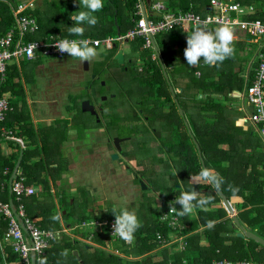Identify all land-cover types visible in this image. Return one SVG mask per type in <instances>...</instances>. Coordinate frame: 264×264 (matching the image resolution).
Instances as JSON below:
<instances>
[{
    "label": "trees",
    "instance_id": "1",
    "mask_svg": "<svg viewBox=\"0 0 264 264\" xmlns=\"http://www.w3.org/2000/svg\"><path fill=\"white\" fill-rule=\"evenodd\" d=\"M171 1L181 4L180 10H192L199 14L206 13L205 4L210 2V0ZM234 1L254 4L257 11L251 15V18L264 19V0ZM138 3L139 0H105L103 9L95 13L98 23L92 27L85 25L83 36H72L69 33V27L73 25L70 19L73 14L65 10L50 17L45 7L53 2L36 0L34 7H28L24 11L25 14L36 17L40 24L39 31L30 33L28 39L45 40L52 35L55 38H104L116 33L118 28L121 33H125L134 26L132 17ZM13 5L19 6L20 2L0 0V37L15 23L11 7ZM135 18L140 20L142 15H136ZM55 21H61L62 26H55ZM190 32L175 28L158 33L155 38L171 82L176 83L175 89H183L182 92L178 91L177 97L190 128L200 144L207 169L224 178V183L218 187L225 192L231 202L235 203V199H241L235 203L240 221L264 238L263 141L256 126L248 119V115L237 114L243 108L232 102L242 94L247 85V71L242 65L244 58L240 52L245 49L246 42L241 41V38H235V53L222 64L208 66L201 61L199 66L191 67L187 65L184 58L186 37ZM130 42L134 43L138 53L135 57H130L128 64L137 66L139 79L152 83L151 87L148 83L146 85L145 81L141 82L144 85L140 90L149 92L150 99L148 100L144 95L141 97L142 101L137 104L140 106L148 102L150 110L162 113L157 116L161 122V128L152 127V133L159 137L162 151L166 153V156H172L169 158L171 162L162 156L161 171L156 170L157 166L153 163H145L152 167L151 170L144 168L138 171L140 181L148 178L150 180L147 183L148 189L154 191L156 195H146L145 200L140 203L139 210L136 211L143 226L135 233L133 243L129 244L120 238H114L113 251L109 246L111 237L107 226L102 231L89 229L81 232L75 228V233L80 237H91L98 245L88 244L81 238H72L68 233L62 232L59 238L51 242L53 246L50 244L46 249L44 257H47V264H182L185 260L209 264L216 259L234 261L250 259L264 263V246L252 238L237 235L238 228L234 226L233 218L221 205V197L218 193L212 192L214 188L212 182L200 180L199 173L204 169L201 157L188 131L184 116L180 114L173 100L162 65L158 57H153L154 49L143 48L144 39L142 38ZM139 58L142 61V70L139 69ZM41 59L42 56L34 59L24 58L20 67L16 62L10 63L6 76L3 77L0 74V96L8 97L11 105L15 106V111L8 113L3 125L10 129L15 123L20 129L16 135L24 140L26 146L20 164L21 171L26 177V182L38 188L36 193L23 198L26 216L31 218L39 228L52 230H63L64 225L73 228L89 218L111 220L115 218L114 213L119 214L122 210L113 203H101L100 198L97 201L96 197L89 194L83 186H80L78 190L73 189L76 187V183L72 182L73 174L70 180L65 174L68 157L63 156V148L68 142V132L70 129L77 132L70 138L71 140L82 139L83 130L88 128L86 122L79 123L72 117L73 123L69 125L67 119L62 121L58 118L52 123L53 125L41 124L37 129L29 116L28 108L24 106L26 100L22 80L23 64L26 61L31 62L30 64L37 63ZM128 64L125 65L126 70L129 69ZM253 64L257 62L254 61ZM179 65L185 68L182 75H178L176 69ZM197 71L200 72L199 76H196ZM172 72L174 77L171 76ZM250 77L253 79V73ZM91 86L93 85H89ZM198 95L202 98L198 99ZM69 98L71 105L67 108L73 110L74 115L77 109L83 112L78 98L73 95ZM18 100L22 105L17 109ZM248 110L250 114L253 106L252 108L248 106ZM64 122L68 125V127L65 126L67 127L65 135L62 133ZM136 122L135 119L127 120L121 115L113 114L110 123L115 133H111L110 136L121 135V129H127L128 135L133 134L137 130H131L134 127L132 125ZM163 126H167V135L162 133ZM4 137L5 134L0 130V139ZM140 145L143 149H147L145 142L142 141ZM127 153H130L129 150ZM19 154L4 155L0 146V183L4 184L2 190L4 196L0 195V199L9 202L11 198L16 207L19 202L15 194L9 192V180ZM127 164L126 162L119 164L118 169L120 167L121 171H124L123 168L130 169V174H133L134 168ZM168 171L178 177L177 181L174 182V187L171 185L159 192L153 185L154 177H159V172L165 174ZM136 178L139 181V178ZM176 184L181 185L176 188ZM230 186L237 188L238 191L233 193ZM196 188L205 189L198 193L210 200L206 210L197 207L195 208L196 216L191 213L184 217L179 216L180 222L177 228H172L168 222L161 220L162 212L168 209L170 203H173L177 211L179 210L180 206L175 203V199L181 192ZM128 207L130 206H126ZM60 213L62 216H59ZM209 221L214 222V227H208ZM9 222V218L0 214V264H19L18 254L10 243L3 240L9 228ZM25 235L27 236L28 233L25 232ZM160 235L167 243L183 238L184 248L180 250L178 243L173 244L172 247L162 248L164 242L160 240ZM55 242L58 243L55 244ZM65 249L68 250L67 257L61 255Z\"/></svg>",
    "mask_w": 264,
    "mask_h": 264
},
{
    "label": "rangeland",
    "instance_id": "2",
    "mask_svg": "<svg viewBox=\"0 0 264 264\" xmlns=\"http://www.w3.org/2000/svg\"><path fill=\"white\" fill-rule=\"evenodd\" d=\"M30 1L32 0H14L15 3H24ZM164 1L167 3L171 11L179 9V5H181L171 0ZM50 2H53V4H47L48 6L46 5L45 7V10L47 14L50 15V17L59 14L61 11L64 12L65 10H67L70 14L73 15H75L78 11L83 10L79 9V4L74 3V0H50ZM40 8L42 9L43 6ZM54 25L62 26V23L61 21H55ZM117 35L118 32L112 35L110 34L108 36L116 37ZM234 35L235 38L238 39L240 36L239 31H234ZM241 37V41L246 42L245 49L241 50L240 52L244 58L242 65L246 67V80L248 85V83L252 80L250 76L253 73L252 66H254L253 62L255 61V58L257 56L258 45L253 42H250L248 40L249 37H244L243 34H241ZM118 46L125 52L126 64H128V59L131 56L135 57L138 53V50L137 48H135L133 42H125L122 44L119 43ZM98 48L100 52H102V54L107 57H105L103 61H97L96 70L103 75L107 73L108 76L103 77V79L108 81L106 84L109 87V89H105V95L108 96V98L105 100L104 96V101H101V103L105 106V108H113L114 110L117 108L115 114L121 115L122 117H124V119H135V121H137L134 125H132L134 127L131 130H137L138 132L135 131L133 134L131 133L130 136L132 137V139L127 140L123 143V146L126 149L128 148L130 152L125 153L126 158H129L132 161L137 159V162L141 161V159L143 158H151V160L153 158L152 163L156 164V170L161 171L163 169V162L161 159L162 156H160L159 153L163 152L162 144L160 143L159 137H157L155 133H152V129L157 127L161 128V122L157 119V116L162 115V113L150 110V104H148V102H144V104H141L140 106L136 102L139 98L143 97L144 95L146 98L147 92H143L142 90H140V82L145 81V84L147 85L148 83L150 86L152 83H146V80H141L142 78H138L139 80L137 79V66L135 67L134 65L131 66L130 64H128V70H126L125 68H118L117 60H115L114 56L112 55L117 49L114 51H110L105 49L104 47ZM107 54H110L109 57ZM57 60L61 59L51 55L42 57L40 63L43 65L38 66L36 65L37 63L30 64L31 62H24L22 68V74L24 76L23 85L26 84L27 101L29 100L32 102V104L29 105L30 111H34V115L37 119L44 117L42 115L43 112L45 113V115L50 114L47 111L48 105L45 100L51 99L53 97L57 99L58 102L60 101L58 104V108L60 111L62 109L66 116H70L69 119L71 120V123H73V118H76V121L79 123L83 121L86 122L88 128L83 130L82 139L71 140V144L78 146L77 150L81 152L79 160L73 159L71 163L70 158L67 159L68 164L65 171L66 176L69 177L68 179L70 180V177L73 174L72 182L74 180L75 183L78 182L77 186H83L84 188H86L87 192L89 194L94 195L97 201H99L100 198L102 200L101 203H113L114 205H116V207L120 208L121 210L126 208V206H130L128 207V209L136 212L140 208V203L145 200L146 195H156L154 191L148 189L149 185H147V183H149L150 180L148 178H144V180L142 179L147 185L146 188H143L142 184L140 183V180L137 181V178L134 177L133 174H130V169L126 170L125 168H123L124 171L120 170L121 167L118 169L117 164H123V161H120L118 159H112V155L110 156V153L113 152L115 149L111 145V143L107 141V137H109L111 133H114L112 131L111 123L108 124V133H106L100 130L99 127H101L102 123L99 122L96 116L92 115L91 113L84 111L81 112L79 109L76 110L75 108L76 114L72 115L71 111H74L67 108L71 105L69 96L67 97V94L69 95V93H72L73 91L77 92L72 93V95L76 96L78 100L79 98L87 97L88 91L86 89H83V84H81L83 83V81L81 80H83L84 77L89 78V72L85 73V71H82L80 65L77 64L75 72H73V74H70L66 71H61V73L58 74V70L54 69V64ZM104 66H107V70H105L106 68H104ZM139 66L143 67L141 61H139ZM131 67H135V71H131ZM92 68L95 67L93 66L91 67V69ZM176 69L178 70V75H182L183 71L185 72V68L180 65ZM60 70H63V68H60ZM92 71H94V69H92ZM171 76L174 77L173 72ZM196 76L199 75L196 74ZM78 80H80V84L77 83ZM68 84L71 86L68 87ZM85 84L87 86L91 85L90 80L87 79ZM172 85L174 86V88H176V83L173 82ZM247 85L244 88V91L242 92L243 96H238L232 100V102L236 106H241L243 108L238 111L237 114L239 115L247 116L249 113L248 100L246 98ZM110 94H114V96ZM62 97H64V101H62ZM172 97L174 102L177 104L173 94ZM146 100L147 99H145V101ZM141 101L142 99L140 100V102ZM54 108L53 110L55 111ZM166 110L167 108L165 109V111ZM55 117L58 118L61 116L56 115ZM61 119L64 118L61 117ZM55 120L56 118L54 119V121ZM254 126L256 125L254 124ZM121 130L122 131L120 132L123 133L126 132L127 129ZM167 131V126H163V135H167ZM75 133L77 132H74L72 129H70L67 138L70 139ZM142 141L146 143L147 149H143L141 147L140 143ZM71 149L72 147L70 145L63 148V156L65 158L69 156ZM78 155L79 153H76L75 157H78ZM171 157L169 156V158ZM163 158L167 159L168 157ZM169 160L171 162V159ZM143 168L150 170L152 169V167L150 168L146 164L143 165ZM158 176L159 177H154L153 185L157 188V191L159 192H161L163 189H167L171 185L174 187V182H176L178 178L170 171L166 172L165 174H161L159 172ZM180 185L181 184H176L175 187L178 188ZM157 201H159V198H157ZM93 219L95 218H89L86 220ZM81 224L82 223H78L76 224V226H78V229L82 232L85 230V227H83ZM114 238L116 237H111L109 242L112 240L114 242ZM56 243L58 242H55V244ZM51 246H53V244H51ZM76 246L78 248V245ZM111 246L114 247V243Z\"/></svg>",
    "mask_w": 264,
    "mask_h": 264
},
{
    "label": "built area",
    "instance_id": "3",
    "mask_svg": "<svg viewBox=\"0 0 264 264\" xmlns=\"http://www.w3.org/2000/svg\"><path fill=\"white\" fill-rule=\"evenodd\" d=\"M35 0L30 2L20 3L19 6H11L15 23L12 28L0 37V74L5 77L10 63L16 62L20 67V62L24 58L34 59L38 56H55L62 58L67 54H61L55 47L61 39H87L96 47L103 46L105 49L111 50L116 43H125L136 40L137 38L144 39L143 48H153L152 35L161 32H168L172 29L178 28L185 31H191L197 23H206L210 29H215L221 24H228L234 28V31H239V38L241 34L248 37L250 42L258 45L257 56L252 66L253 79L247 85L246 98L253 106V110L248 114V119L255 125L263 141L262 150L264 151V19H252L251 15L256 13L257 8L254 4H242L234 0H210L209 5L211 9H206L205 14H199L195 11H170L166 5L161 1H156L151 5L150 10H147V20L143 18V11L140 4L132 17L135 22L134 26L129 28L124 34L121 33L116 37L106 36L104 38L91 37H62L55 38L53 35L50 38L42 39H28L30 33L39 31L40 24L36 17L27 15L24 11L28 7H34ZM207 8V7H206ZM136 15H142L140 20L135 18ZM153 57L157 55L154 52ZM143 69L142 66L139 67ZM200 75V72H197ZM243 96V94H241ZM13 110L8 97L0 96V130L5 132L6 136L12 134V130L3 126V121L6 119L8 113ZM18 140L23 142L22 138ZM24 143V142H23ZM16 200L19 202L17 211L23 218L24 224L28 229V235H25L23 228L17 220L12 211L9 202H4L0 199V214L9 218V228L3 236V240L11 244L13 250L18 254L19 264H33L31 254L33 251L37 254V260L40 256H45L46 249L51 242L60 237L63 230H52L39 228L34 221L26 216L25 204L23 198L37 192L34 185H29L26 182V177L20 170L17 171V178L13 181V191ZM171 205V208H170ZM168 209L161 214V220L168 222L172 228H177L180 222L179 216L176 214V208L173 203H170ZM115 218L111 220H85L82 226L85 230L102 231L106 226L110 237L120 238L113 233V223ZM162 242H165L163 236H159ZM84 242L92 245H98L91 237H80ZM182 264H206L202 262H190L185 260ZM209 264H264L260 261L250 259L244 260H227L216 259Z\"/></svg>",
    "mask_w": 264,
    "mask_h": 264
},
{
    "label": "clouds",
    "instance_id": "4",
    "mask_svg": "<svg viewBox=\"0 0 264 264\" xmlns=\"http://www.w3.org/2000/svg\"><path fill=\"white\" fill-rule=\"evenodd\" d=\"M74 3H78L79 9L83 10L78 11L70 17L73 25L69 27V33L72 36H83L85 25L92 27L98 23V18L95 13L103 9L105 0H74ZM234 42L235 35L232 26L221 24V26L215 29H210L206 23H197L191 32L187 33L184 58L187 65L191 67L199 66L201 61L208 66H217L234 55ZM54 47L61 54H67L82 64L84 62L91 63L100 55L93 42L87 39L77 40L65 38L54 43ZM197 98L202 97L198 95ZM199 177L202 182L211 181L215 185H222L224 183L222 176L218 173L213 174L211 170L206 168L201 170ZM230 190L233 193L238 191L237 188L232 186H230ZM175 203L180 206L176 214L184 217L189 215L197 207L206 210V206L210 203V200L200 196L198 191L192 189L181 192L176 197ZM114 215L115 220L112 225L113 233L117 234L126 243H133L135 233L143 226L137 213L128 208H124L119 214L114 213ZM208 227H214V222L209 221ZM61 255L67 257L68 250H63ZM37 264H47V257L40 256Z\"/></svg>",
    "mask_w": 264,
    "mask_h": 264
},
{
    "label": "water",
    "instance_id": "5",
    "mask_svg": "<svg viewBox=\"0 0 264 264\" xmlns=\"http://www.w3.org/2000/svg\"><path fill=\"white\" fill-rule=\"evenodd\" d=\"M151 1L152 0H139V3H140V5L142 7V10H143V18H144L145 21L148 19L147 18L146 6L147 5L149 6L151 4ZM207 9H211V5H207ZM117 32H118V35L121 34L120 29H118ZM151 37L153 39L154 51H155V53H156V55H157V57H158L161 65H162V69L164 71V75H165V77H166V79L168 81V84L170 86V90H171V92H172V94H173V96H174V98H175V100L177 102V106H178L179 112H180V114L182 116H184V120H185V123H186V125L188 127V131H189L190 135L192 136V138H193V140H194V142H195V144L197 146V149H198L199 155L201 157V161H202L203 167H204V169L205 168L207 169L206 164H205V161H204V157H203V154H202V151H201V148H200V144L198 143L195 135L193 134L192 129L190 128L189 122L187 121V119L185 117L184 109L180 105V102H179V100L177 98L176 89L172 85V82L170 80L169 73L167 71L166 64L163 61V58L161 56V53H160L159 47L157 45V42L155 40V37L153 35ZM114 59L117 60L119 66L122 69L125 68L126 55H125V52H124L123 49L119 48V50L114 55ZM179 91H182V88H180ZM93 92H96L95 88H93ZM104 99H106V96H105ZM78 101L81 102V107H82V110L84 112L91 113L92 115L96 116L97 119H98V121H99V114H98V112L96 110V106H95V104H93L91 102V100L79 98ZM123 139L124 138H120V137H115L114 138V142H115L116 147H117L118 150H121V141ZM16 140L19 142V144L21 146V149H20V154H19L18 160L16 162L15 168H14V170L12 172V175L10 177V180H9V187H10L11 193L13 191V181H14V179L17 178V171H18V169L20 167V164H21V161L23 159L24 149H25L24 143L22 141L18 140V139H16ZM0 141H1V139H0ZM112 156H113L114 159L119 158V154L117 152L115 154H113ZM140 183L142 184L143 188H146L147 187V185L145 184V182L143 180H141ZM213 187H214V189L212 190V192L219 194V196L221 197V203L226 208V210L228 211V213L232 216L233 222H234V226L236 228H238V230H239L237 232V235L238 236H245V237H248V238H252V239L256 240L257 242H259L260 244H262L264 246V238L262 236H260L259 234H257L256 232H254L253 230L248 229L247 226L244 225L240 221V219L238 217V214L235 213V207H234L233 203L229 200V198L227 197V195L225 194V192L221 188H219L218 185L213 184ZM196 191H205V189L198 188V189H196ZM10 205H11L12 211L14 212V214H15L17 220L19 221L21 227L23 228V230L25 232L29 233L28 232V229L26 228V226L24 224L23 218L19 215V213L17 211V207H16V204L14 203V200L13 199L10 200ZM75 254H77V251H75ZM31 257H32V263L33 264H37V254H36L35 251L32 252Z\"/></svg>",
    "mask_w": 264,
    "mask_h": 264
},
{
    "label": "crops",
    "instance_id": "6",
    "mask_svg": "<svg viewBox=\"0 0 264 264\" xmlns=\"http://www.w3.org/2000/svg\"><path fill=\"white\" fill-rule=\"evenodd\" d=\"M36 1V0H35ZM35 1H34V3H35ZM155 1H161V2H163L165 5H166V7H167V9L168 10H170V8L168 7V5H167V3L164 1V0H152L151 1V4L148 6H146V10H150V7H151V5L152 4H154L155 3ZM138 4H140V3H138ZM207 5H209V3H206L205 4V6H207ZM142 9V8H141ZM180 10V9H179ZM143 11V10H142ZM171 11V10H170ZM172 11H175V10H172ZM155 40H156V38H155ZM157 42V41H156ZM158 45V44H157ZM67 56V55H66ZM65 57V56H64ZM58 58V57H57ZM63 58V57H62ZM52 63V62H51ZM36 65H43V64H41L40 63V61H39V63L37 62V64ZM37 66V67H38ZM37 70V69H36ZM38 72V71H37ZM198 72V71H197ZM197 72H196V74H197ZM23 75V74H22ZM24 79V77L22 78V80ZM87 79H88V77L87 78H83V80H81V81H83V83H81V84H83V85H85V83H86V81H87ZM77 83L78 84H80V80H78L77 81ZM24 89H25V97H24V99L26 100V103H24V106L26 107V108H28V112H29V116H30V118H31V120H32V122H33V124L35 125V127L38 129V128H40V126H41V124H46V125H51L52 123H54L55 121H54V119L56 118V119H60L61 117H63L64 119H62V121H64L65 119H67L69 122H68V124L70 125L71 124V120L69 119L70 118V116H66V114L62 111V109H61V111L59 110V108H58V104H59V102H58V100L57 99H55V98H51V99H48V100H45V102L47 103V105H48V112L50 113V114H48V115H45V113L43 112L42 113V115L44 116V117H41V118H39V119H37L36 117H35V115H34V111L33 112H31L30 111V108H29V105H31L32 104V102L31 101H27V92H26V84L24 85ZM75 91H73L72 93H74ZM69 93V92H68ZM72 93H69V95L67 94V97L69 96L70 97V95H72ZM75 93H77V92H75ZM64 97H66V96H64ZM64 97H62V101H64L63 100V98ZM70 99V98H69ZM142 98H140V100H141ZM138 101V100H137ZM136 101V102H137ZM22 104H21V102L18 100V103H17V109L19 108V106H21ZM248 106H250V108H252V106H251V104L248 102ZM54 107H56V108H54ZM64 107V106H63ZM53 108L55 109V111L53 110ZM15 111V106L13 107V110H12V112H14ZM11 112V113H12ZM47 113V112H46ZM72 113V115L74 114L73 112H71ZM9 115V114H8ZM8 115H7V117H8ZM56 115H60L61 117H55ZM7 117H6V119L4 120V121H6L7 120ZM46 118V119H45ZM97 118V117H96ZM4 121H3V123H4ZM2 123V124H3ZM41 123V124H40ZM53 125V124H52ZM4 126V125H3ZM12 126H14V127H11L10 128V130H12V134L11 135H9V136H6L5 135V137H4V139H1V144H0V146H1V149H2V152H3V154L4 155H11V154H13V153H20V149H21V146H20V144H19V142L16 140V139H18V138H20V137H18L17 135H16V133L20 130L19 128H18V126L14 123V125L12 124ZM65 126H67L68 127V125H67V123L66 122H64L63 123V130H62V133L65 135V129H67V127H65ZM6 127V126H5ZM8 127V126H7ZM6 127V128H7ZM127 127V126H126ZM8 129H9V127H8ZM2 132H3V130H1ZM112 131L115 133V130H113L112 129ZM4 134H5V132H3ZM127 133V131L126 132H123V133H121V134H125L126 136L128 135V134H126ZM113 136H116V137H118V136H120V135H113ZM112 136V137H113ZM130 136V135H129ZM126 139V140H125ZM125 139H123L124 141H127V140H130V139H132V137L130 138V139H127V138H125ZM23 142H24V140H23ZM122 142V141H121ZM24 145H25V143H24ZM68 145H70L71 147H72V149L70 150V153H69V156H68V159L70 158V161L71 160H79L80 159V152L81 151H78L77 149H78V146H76V145H74V144H71V139H68V142L67 143H65V145H64V148L65 147H67ZM26 147V146H25ZM123 148H124V150H125V152L127 153V151L129 150L128 148L126 149L124 146H123ZM115 151V150H114ZM76 153H79V155H78V157H75V155H76ZM112 153V152H111ZM129 159V158H128ZM120 161H123L124 162V159L122 158V159H120ZM71 163H72V161H71ZM122 164V163H121ZM131 167L132 168H134V170L136 169V170H138V171H142L144 168H143V165L145 164L144 163V161L143 162H140V163H136V162H134V161H131ZM118 166H119V164H117ZM140 167V168H139ZM117 169V168H116ZM19 170L21 171V165H20V167H19ZM22 172V171H21ZM4 174H6V170H4ZM144 180V179H143ZM74 181V180H73ZM81 182V181H80ZM79 182V183H80ZM74 183H75V181H74ZM77 184H78V182H76V184H75V188H73V189H75V190H78L79 189V187L80 186H77ZM3 186H4V184L3 183H0V195L1 196H4V193L2 192V190H3ZM36 189H37V191H38V188L36 187ZM86 189V188H85ZM196 189H198V188H196ZM195 189V190H196ZM214 189V188H213ZM9 192H10V194H12L11 193V191H10V187H9ZM199 193H201V192H203V191H198ZM2 200V199H1ZM10 200H11V198H9V203H10ZM238 200V201H237ZM237 200L235 199V203L236 202H239L241 199H238L237 198ZM2 201H4V200H2ZM105 201V200H104ZM172 202H173V200H172ZM233 203V205H234V207H235V213L236 214H238V208H237V205L234 203V202H232ZM221 205L223 206V204L221 203ZM214 208L215 207H217V206H213ZM226 209V208H225ZM66 211H64V213H65ZM228 212V211H227ZM191 214L192 215H194V216H196L197 215V211L195 210V208L193 209V211L191 212ZM59 216H62V213H60L59 214ZM229 216H231L230 214H229ZM232 217V216H231ZM245 225V224H244ZM247 226V225H246ZM64 229H66V233H68L72 238L73 237H75V238H80V235H78V234H76L75 233V228H78V226H76V227H73V228H71V227H69V225H67V226H65L64 225V227H63ZM247 228L248 229H250L248 226H247ZM251 230V229H250ZM239 231V230H238ZM172 238H174V235H172ZM175 243H178V246H179V248H180V250L181 249H183L184 248V245H183V238H177V240H174V241H171L170 243H167V242H164L163 243V245L161 246L162 248H164V247H172L173 246V244H175ZM113 244V241H110L109 242V246H110V248L114 251V249H113V247L111 246Z\"/></svg>",
    "mask_w": 264,
    "mask_h": 264
},
{
    "label": "flooded vegetation",
    "instance_id": "7",
    "mask_svg": "<svg viewBox=\"0 0 264 264\" xmlns=\"http://www.w3.org/2000/svg\"><path fill=\"white\" fill-rule=\"evenodd\" d=\"M127 14L128 15L130 14V11L129 10L127 11ZM118 45H119V43H116L115 46L110 50V51H114V50L117 49L112 54L113 56L119 50V46ZM99 47H103V46H99ZM97 50L100 53V55L96 59H94L93 62H91V63L84 62L82 64L77 59H74V58L70 57L69 55H67V56H65L63 58H59L61 60H57L55 62L54 69H57L58 70V72H57L58 74L61 73V71H66V72H69L70 74H73V72H75V68H76V66L78 64V65H80L82 71H85V73H88L89 72V78L88 79L90 80V84H92L93 86L89 87V85L87 86L86 84L85 85H82L83 86V89H86L88 91V95H87V97L81 98V99H89V100H91V102L93 104L95 103L96 110H97V112L99 114V122L102 123L101 124V127H99V128H100V130L102 132L108 133L107 132V126L111 122V117H112L113 114H115V112L117 111V108L115 110L113 108H105V106L101 103V101H104L103 100V97L106 96L105 95V92H106L105 89H109V87L106 84L108 81L105 80V79H103V77L108 76V75H107V73H105L103 75L99 71L96 70L97 69V61H103V59L105 57H107V56H105L104 54H102V52H100V50H99L98 47H97ZM107 55L109 57L110 54H107ZM130 60L131 59L129 58L128 59V62H130ZM139 61H141V58H139ZM52 63H54V62H52ZM105 63H108V62H105ZM117 64H118V62H117ZM108 65H110V64H108ZM125 65H126V62H125ZM93 66L95 67V68H92V69H94V71H92V69H91V67H93ZM117 67L118 68L120 67L119 64L117 65ZM60 68H63V70H60ZM104 68H106L105 70H107V66L106 67L104 66ZM131 68H132L131 71H135V67H131ZM136 75H137V79H138L139 78L138 72L136 73ZM142 85H144V83H141L140 82V87L139 88H141ZM70 86L71 85L68 84V87H70ZM93 88H95L96 92H93ZM179 90H180V88L179 89H176V92L178 93ZM179 92H182V91H179ZM110 95L114 96V94H110ZM107 98H108V96H106V99ZM146 98H148V100L150 99L149 92L146 93ZM151 100H153V99H151ZM138 102H140V98L138 99L137 103ZM80 104H81V102H80ZM140 111H141V109H140ZM115 137L116 136H113V137L112 136H109V137H107V141L109 143H111V145L115 149V151H113L112 153H110V156L113 155V154H115L117 152L119 154V158H116V159L120 160V159L123 158L124 159V162L128 163L127 165L130 166L131 165L130 163H131L132 160L126 158V155H125L126 152H125V150L123 148V143L125 141L122 140V142H121V150H118L117 147H116V144L114 142V138ZM118 137L124 138V139L125 138H127V139H130L131 138V136H129V135L126 136L125 134H121ZM159 155L160 156H163V157H168V155L166 156V153L165 152H161V153H159ZM112 159L114 160L113 156H112ZM152 160H153V158H152ZM152 160H151V158H143V159H141V161H138V162H137V159H135L134 162L140 163V162H143L144 161V163H152ZM132 173H133L134 177H138L139 178L140 173H138V170L135 169V172H132ZM139 180H140V178H139Z\"/></svg>",
    "mask_w": 264,
    "mask_h": 264
}]
</instances>
